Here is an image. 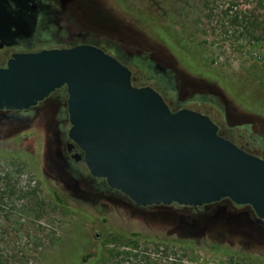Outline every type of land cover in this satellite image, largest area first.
Here are the masks:
<instances>
[{
    "label": "rangeland",
    "instance_id": "1",
    "mask_svg": "<svg viewBox=\"0 0 264 264\" xmlns=\"http://www.w3.org/2000/svg\"><path fill=\"white\" fill-rule=\"evenodd\" d=\"M70 5L88 33L80 38L127 62L134 85L152 82L147 59H161L175 71L181 104L192 106L190 97H202L234 128L229 133L239 145L264 157V31H254L257 40L244 33L254 17L264 26V0H71ZM235 13L236 26L230 21ZM152 20L163 26L182 59L152 35ZM7 135L0 127V264H139L137 255L145 254L150 264H264V243L248 245L241 235L218 230L199 237L196 229L175 228L182 224L178 217L135 208L106 193L96 198L99 205L82 211L64 197L58 205L39 185L42 137L31 130L20 139L34 144L16 147V138ZM8 181L25 191L38 186L34 194L19 197L9 195ZM133 209L138 224L152 214L147 220L152 237L126 232L129 220L120 222L119 216ZM161 227L170 230L162 234L156 229Z\"/></svg>",
    "mask_w": 264,
    "mask_h": 264
},
{
    "label": "water",
    "instance_id": "2",
    "mask_svg": "<svg viewBox=\"0 0 264 264\" xmlns=\"http://www.w3.org/2000/svg\"><path fill=\"white\" fill-rule=\"evenodd\" d=\"M61 86L68 94V134L84 151L91 175L136 205L228 197L264 218V157L219 135L206 114L170 109L96 45L13 54L0 66V108H28Z\"/></svg>",
    "mask_w": 264,
    "mask_h": 264
},
{
    "label": "flooded vegetation",
    "instance_id": "3",
    "mask_svg": "<svg viewBox=\"0 0 264 264\" xmlns=\"http://www.w3.org/2000/svg\"><path fill=\"white\" fill-rule=\"evenodd\" d=\"M70 2L71 0H0V66H6L15 53L68 48L81 43L97 46L92 41L80 38L88 33L84 31V25L80 27L75 20ZM119 60L128 67L127 62ZM147 60L153 80L136 86L152 87L172 110L186 107L206 114L217 125L219 135L245 150L230 136L229 132H234V128L220 118L215 106L202 103V97H190L192 106L181 104L178 90L173 85L174 69L161 59ZM191 87L184 89L185 94H190ZM67 96L66 87L61 86L28 108H0V127L8 131L7 138H16V147L29 142L34 144V140L20 139L31 130L42 137L39 141V185L53 197L57 195L60 198V201L55 199L58 205H64V197L71 208L82 211L89 206L99 205L96 198L106 193L112 200L128 202L135 208H154L166 216L178 217L182 219V224L175 228L190 233L196 229L199 237L206 238L218 230L241 235L246 238L248 245L264 243V218L258 217L250 204L236 203L223 197L197 205L176 202L136 205L119 189L110 187L105 178L91 175L84 159V151L68 134L71 125ZM138 214L137 209H133L129 214L125 213L124 217L120 215L119 221L129 220L126 232L133 237H152L149 233L154 227L147 221L152 214H146V220L140 218V224L137 222ZM133 226L139 227L141 232L147 231V234L138 232ZM156 229L162 234L170 230L162 227ZM161 238L168 240L164 236Z\"/></svg>",
    "mask_w": 264,
    "mask_h": 264
},
{
    "label": "trees",
    "instance_id": "4",
    "mask_svg": "<svg viewBox=\"0 0 264 264\" xmlns=\"http://www.w3.org/2000/svg\"><path fill=\"white\" fill-rule=\"evenodd\" d=\"M259 1H261V0H259ZM207 3H208V0H206V4ZM238 16L239 15H237V13L230 15V21L234 26H236L238 23L237 22ZM262 24L263 23L261 22V20L258 16L254 17V19L249 24L244 26V33H246L248 35V37H251L252 40H257V39H255L256 37L254 36L253 33H254V31L257 30V28H259V30L261 28V30L264 31V26ZM148 28L150 29L152 35L156 38V40L159 41L161 44L165 45L170 50V52L172 54L176 55L180 59L183 58L182 57L183 56L182 51H180L179 48L176 46V44L169 38L168 33L163 28V26L159 25L158 21H154V20L150 21ZM5 184L9 186V191H8L9 195H14V196L17 195L19 197L20 196L28 197V196L34 194L36 192V188L38 186V185H36L34 188L25 191L24 188L20 187L19 185H18V189L13 188L14 185L11 181L5 182ZM54 198L56 200L60 201V198L57 195H55ZM136 235H138V234H136ZM115 255H118V253L113 254V257ZM137 259L139 261V264L140 263L150 264L152 262L150 260V255H148V254L141 255V256L137 255ZM159 263H161V262L159 261ZM171 264H181V263L171 262Z\"/></svg>",
    "mask_w": 264,
    "mask_h": 264
}]
</instances>
